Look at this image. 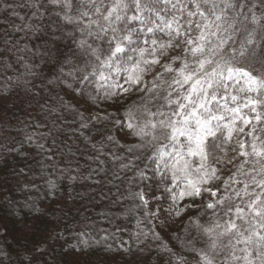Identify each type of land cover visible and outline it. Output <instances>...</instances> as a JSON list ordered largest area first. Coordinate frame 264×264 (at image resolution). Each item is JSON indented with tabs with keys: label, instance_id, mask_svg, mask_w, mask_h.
I'll return each mask as SVG.
<instances>
[{
	"label": "snow or ice",
	"instance_id": "snow-or-ice-1",
	"mask_svg": "<svg viewBox=\"0 0 264 264\" xmlns=\"http://www.w3.org/2000/svg\"><path fill=\"white\" fill-rule=\"evenodd\" d=\"M0 106L43 119L5 144L13 121L0 111V166L34 148L37 169L14 170L33 173L24 187L39 176L51 196L71 189L56 221L33 204L25 235L46 223L62 239L68 201L129 202L125 218L143 215L135 246L105 244L102 264H264V0H0ZM170 220L181 229L168 240L140 227ZM78 235L64 264H99L93 244L108 237ZM49 255L26 249L18 264Z\"/></svg>",
	"mask_w": 264,
	"mask_h": 264
},
{
	"label": "trees",
	"instance_id": "trees-1",
	"mask_svg": "<svg viewBox=\"0 0 264 264\" xmlns=\"http://www.w3.org/2000/svg\"><path fill=\"white\" fill-rule=\"evenodd\" d=\"M25 11L21 10V14L23 15ZM16 22L19 23V21ZM17 67L19 71H23L22 64ZM65 70L67 71V69ZM45 76H48V69H45ZM37 83H40V81H37ZM57 93L64 97L65 103H76L79 100L78 97L73 98L70 90H62L57 87L52 95L55 96ZM45 95H47V89ZM108 110L112 111V109ZM0 111H4L5 116L13 121V126L8 129L7 135L2 141L5 144H11L12 141L18 144L24 139L25 135L38 131L35 125L43 122L38 108L26 112L21 110L19 106L13 110H5L0 106ZM65 116L68 120L72 119V115L68 113H65ZM39 131H42V129ZM89 134L95 135L94 131ZM25 151L29 152L28 160H22L15 155L8 156L7 167L0 166V252L7 254L6 258H0V264H18V256L24 254L26 249L30 251L44 246L49 247L50 255L42 259L49 260L50 264H64L65 241L68 244L78 243L81 239L78 235L80 232L86 233L83 238L90 237L92 241L100 240L104 236L108 237L106 241L100 244H93L94 254L92 258L94 260L99 258V264H102V258L106 254H114V252L106 253L105 244H111L114 250L122 242L135 246L137 221L142 220L143 215L137 213L135 216L125 218L124 211L130 206L129 202L110 204L98 201L94 205L87 204L85 210L84 207H81V204L68 201L63 212L59 213V228L57 230L62 233V239L49 240L48 234L51 226L46 223L41 225L39 231L32 235L22 233L20 220L25 216L31 219L33 204L47 214V220L56 221L57 201H66L68 192L71 191L65 184L61 186L60 192H57L55 196H51L48 194L47 186L39 179V176L35 178L36 187L29 186L25 188V184L30 185L32 183L33 173L29 171L26 176L17 177L14 175V170L27 164L31 165L35 171L37 169L36 160L39 159L36 149L26 147ZM56 159L57 162H61L59 157ZM81 163H83V160H81ZM0 165H2V162H0ZM51 178L58 179L59 172L53 173ZM76 188L80 190V185L77 184ZM113 191L115 190L113 189ZM78 208L80 211H77ZM172 221L174 222L173 226L170 225L165 229H160L158 226L156 228L165 240H168L173 232H179L181 229L179 220ZM153 224H155V221L151 223L145 221L140 227L147 230ZM117 229L120 230L117 231ZM148 261H156L155 251L148 256ZM159 264H163V261H160Z\"/></svg>",
	"mask_w": 264,
	"mask_h": 264
},
{
	"label": "rangeland",
	"instance_id": "rangeland-1",
	"mask_svg": "<svg viewBox=\"0 0 264 264\" xmlns=\"http://www.w3.org/2000/svg\"><path fill=\"white\" fill-rule=\"evenodd\" d=\"M155 224L158 226V224H159V222L158 221H155ZM169 224L171 225V226H173V224H174V222L172 221V220H170L169 221ZM159 227V226H158ZM160 229H165V228H161V227H159Z\"/></svg>",
	"mask_w": 264,
	"mask_h": 264
}]
</instances>
